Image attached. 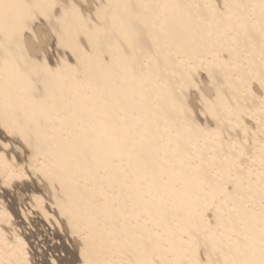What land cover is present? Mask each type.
I'll return each mask as SVG.
<instances>
[{"label": "bare ground", "instance_id": "1", "mask_svg": "<svg viewBox=\"0 0 264 264\" xmlns=\"http://www.w3.org/2000/svg\"><path fill=\"white\" fill-rule=\"evenodd\" d=\"M0 188V264H264V0H0Z\"/></svg>", "mask_w": 264, "mask_h": 264}, {"label": "rangeland", "instance_id": "2", "mask_svg": "<svg viewBox=\"0 0 264 264\" xmlns=\"http://www.w3.org/2000/svg\"><path fill=\"white\" fill-rule=\"evenodd\" d=\"M80 3L82 4V2H80ZM48 49H49L48 50L49 53H52L53 56L55 57L56 55L53 53V49H56L55 46L54 45L48 46ZM60 52H63V50L58 51V53H60ZM69 62L72 63L71 60ZM4 190H7V191L9 190L10 192L12 191V189H10V187H4ZM1 191H2V189L0 188V192ZM28 194L29 193H26L25 195L28 196ZM44 194L46 195L45 191H41L39 193V195H41L42 197H45ZM6 199H8L9 201ZM6 199L2 200V202L5 201L7 204L8 202H10V198H6ZM19 207L16 209V212L18 213L17 216L19 217V219H17L18 221H16V222L20 223L22 221V226H20V227L18 226V229H20V231H22V229H23L24 235L26 237H28V241L26 242L27 243L26 246L29 248V249L28 248L27 249H28V252L30 251L29 252L30 256L33 257V255H34L33 260L36 264H44V263L51 264V262H50L51 259L49 257V256H51V254H50L51 252L49 251V248H51L53 246H58L60 244L59 240L53 239V236H51V235L55 231L60 233L59 229L57 227L55 228V226L52 228H49L47 226V224L44 225L45 228L43 227L40 229L30 227L28 225V222L24 221V219L21 217V214H20L21 208H19ZM8 213H10V212H8ZM9 215L12 217V218L10 217L12 219V221H14L15 216L13 214H9ZM31 219H32V217H31ZM35 229L39 230V232H37ZM31 233L33 234V237L30 236ZM64 244L66 245V247L71 249L69 244L66 242V240H64ZM31 251L33 252V254ZM59 255L64 256V254L62 252H59Z\"/></svg>", "mask_w": 264, "mask_h": 264}]
</instances>
